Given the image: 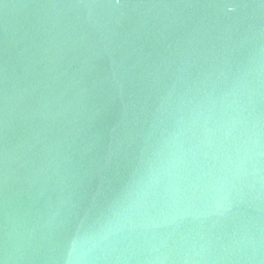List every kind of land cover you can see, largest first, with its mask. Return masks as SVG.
Wrapping results in <instances>:
<instances>
[{
    "label": "water",
    "instance_id": "95a60500",
    "mask_svg": "<svg viewBox=\"0 0 264 264\" xmlns=\"http://www.w3.org/2000/svg\"><path fill=\"white\" fill-rule=\"evenodd\" d=\"M0 264H264V0H0Z\"/></svg>",
    "mask_w": 264,
    "mask_h": 264
}]
</instances>
